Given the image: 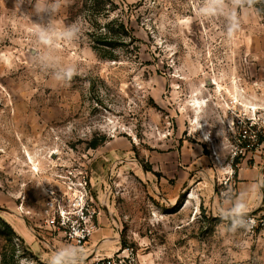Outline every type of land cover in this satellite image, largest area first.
Returning a JSON list of instances; mask_svg holds the SVG:
<instances>
[{
	"label": "rangeland",
	"instance_id": "374dc122",
	"mask_svg": "<svg viewBox=\"0 0 264 264\" xmlns=\"http://www.w3.org/2000/svg\"><path fill=\"white\" fill-rule=\"evenodd\" d=\"M110 1L98 22L139 39L117 60L93 49L85 0H0V264L65 248L72 264H264V231L226 230L235 195L218 183L264 165L240 138L264 134V15L250 0ZM81 170L101 208L82 250L43 212L45 188Z\"/></svg>",
	"mask_w": 264,
	"mask_h": 264
},
{
	"label": "built area",
	"instance_id": "2783aa9c",
	"mask_svg": "<svg viewBox=\"0 0 264 264\" xmlns=\"http://www.w3.org/2000/svg\"><path fill=\"white\" fill-rule=\"evenodd\" d=\"M242 132L240 138L245 142L243 147L251 151L264 150V134L254 133L251 136L246 128ZM59 178L62 179L61 187L48 185L45 188V225L65 242L82 250L98 229L101 208L83 170L78 174L68 171ZM218 183L224 186L223 196L232 198L235 195L233 167L218 178ZM246 219L251 221L250 229L264 231V212L248 213Z\"/></svg>",
	"mask_w": 264,
	"mask_h": 264
},
{
	"label": "trees",
	"instance_id": "16d2710c",
	"mask_svg": "<svg viewBox=\"0 0 264 264\" xmlns=\"http://www.w3.org/2000/svg\"><path fill=\"white\" fill-rule=\"evenodd\" d=\"M258 11L264 15V0H250ZM110 0H85V6L90 12V21H94L95 28L91 32V42L93 49L102 58L117 60L116 51L121 47L132 46L138 50L139 39L135 36L133 30L127 26L122 18H114L109 22L102 24L97 14L106 11L109 13L110 8L107 7ZM11 230L12 227L7 225Z\"/></svg>",
	"mask_w": 264,
	"mask_h": 264
},
{
	"label": "crops",
	"instance_id": "0c3cea01",
	"mask_svg": "<svg viewBox=\"0 0 264 264\" xmlns=\"http://www.w3.org/2000/svg\"><path fill=\"white\" fill-rule=\"evenodd\" d=\"M202 160L203 159L200 157V153L196 152L194 159L188 161L190 168L189 170L195 168L194 171H197L196 166L201 163ZM178 164L179 166H181V160L178 161ZM183 164H187L185 159L183 161ZM197 183L202 182L200 181ZM263 200L264 165L240 167L236 172V194L233 199H224V207L226 212H228V210L231 209L235 203L243 201L248 205V213H252L260 207ZM102 222L104 223V220H102Z\"/></svg>",
	"mask_w": 264,
	"mask_h": 264
},
{
	"label": "clouds",
	"instance_id": "9594fccd",
	"mask_svg": "<svg viewBox=\"0 0 264 264\" xmlns=\"http://www.w3.org/2000/svg\"><path fill=\"white\" fill-rule=\"evenodd\" d=\"M74 70H69L66 75L68 79L72 77ZM249 208L246 202L239 201L235 203L227 213H220L224 220H230V227H226L227 231H235L238 228H246L250 225L251 221L246 219ZM77 264H82L85 256L82 253H76ZM73 253L68 249H61L54 252L49 260V264H72L71 257Z\"/></svg>",
	"mask_w": 264,
	"mask_h": 264
},
{
	"label": "bare ground",
	"instance_id": "6f19581e",
	"mask_svg": "<svg viewBox=\"0 0 264 264\" xmlns=\"http://www.w3.org/2000/svg\"><path fill=\"white\" fill-rule=\"evenodd\" d=\"M198 103H199V101H198ZM198 103H196V104H198ZM200 103H201V102H200ZM200 103H199V104H200ZM197 107H199V105H198ZM28 156H29V155H28ZM30 158H32V157H30ZM36 168H38V167H37V164L34 163V168H33V169H36Z\"/></svg>",
	"mask_w": 264,
	"mask_h": 264
}]
</instances>
